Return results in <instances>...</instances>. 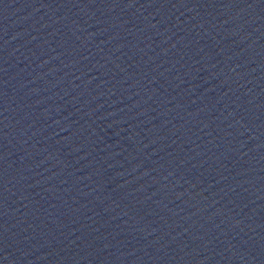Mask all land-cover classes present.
<instances>
[{"label": "water", "instance_id": "water-1", "mask_svg": "<svg viewBox=\"0 0 264 264\" xmlns=\"http://www.w3.org/2000/svg\"><path fill=\"white\" fill-rule=\"evenodd\" d=\"M0 264H264V0H0Z\"/></svg>", "mask_w": 264, "mask_h": 264}]
</instances>
